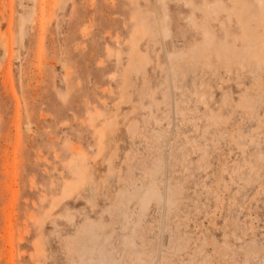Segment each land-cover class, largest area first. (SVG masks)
I'll return each mask as SVG.
<instances>
[{"label":"rangeland","instance_id":"374dc122","mask_svg":"<svg viewBox=\"0 0 264 264\" xmlns=\"http://www.w3.org/2000/svg\"><path fill=\"white\" fill-rule=\"evenodd\" d=\"M104 259L264 264V0H0V264Z\"/></svg>","mask_w":264,"mask_h":264},{"label":"bare ground","instance_id":"6f19581e","mask_svg":"<svg viewBox=\"0 0 264 264\" xmlns=\"http://www.w3.org/2000/svg\"><path fill=\"white\" fill-rule=\"evenodd\" d=\"M56 3H55V5H56ZM30 18H31L30 14L20 17V23L19 24H20V30H21V38H23L24 34L26 33V24L30 20ZM101 264H115V263L111 259H109L107 261L104 259L101 261Z\"/></svg>","mask_w":264,"mask_h":264}]
</instances>
